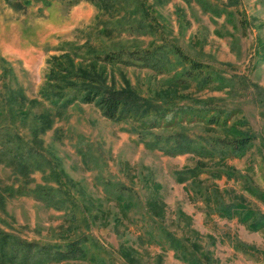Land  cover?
<instances>
[{
  "label": "rangeland",
  "instance_id": "obj_1",
  "mask_svg": "<svg viewBox=\"0 0 264 264\" xmlns=\"http://www.w3.org/2000/svg\"><path fill=\"white\" fill-rule=\"evenodd\" d=\"M154 47L168 53L164 63L130 61L131 52ZM120 52L123 62H105ZM190 61L206 68L211 84L180 76ZM68 68L129 87L162 109L209 103L229 120L225 128L162 121L147 131L131 119L111 121L81 100L61 108L50 99L72 93L50 74ZM18 93L25 115L8 102ZM0 111V135L7 131L20 147L35 149L28 175L0 164L1 232L41 245L88 239V257L60 264H187L165 232L197 244L211 264H264V230L250 231L206 204L218 194L264 215V0H116L107 10L85 1L0 0ZM41 116L52 123L37 133ZM174 133L255 138L243 155L225 159L171 156L146 145ZM189 171L197 176L177 181ZM39 191L53 192V203Z\"/></svg>",
  "mask_w": 264,
  "mask_h": 264
},
{
  "label": "trees",
  "instance_id": "obj_2",
  "mask_svg": "<svg viewBox=\"0 0 264 264\" xmlns=\"http://www.w3.org/2000/svg\"><path fill=\"white\" fill-rule=\"evenodd\" d=\"M72 2L85 1L93 4L101 10L111 9L115 6L116 0H71ZM237 0H231V3ZM205 11H216L211 5L200 1ZM213 9V10H212ZM216 13V12H215ZM171 53L175 54L184 63L187 59L182 56L177 48H173ZM168 54V53H167ZM165 50L161 47H154L152 50L145 52L130 53V61L142 62L145 67L155 68L157 65L164 63L167 58ZM105 62L117 63L123 62V53L120 52L115 57L106 55ZM96 60H100L97 56ZM73 67V66H72ZM53 78L59 80L63 88L71 91V95H67L65 91H61L54 95V99H50L54 105L61 108H67L76 100H81L87 105L96 106L103 116L111 121L134 120L140 122L145 130L161 128L162 121L167 126L177 124V122H195L203 126L224 127L227 125L229 115L223 110L213 107L211 104H205L200 107H178L172 103L168 109L158 106L147 98L142 97L138 92L131 88L116 89L102 84L99 79L86 70H71L68 68L67 73L50 74ZM180 76H184L187 80H199L203 85L207 86L212 83V76L206 71V68L200 63L189 62V68L184 70ZM181 77L176 79V83ZM9 103L15 104V108L11 111L16 114H24L21 110L25 97L18 93L16 97H10ZM17 105H19L17 107ZM166 110H168L166 112ZM0 111V119H1ZM171 115V118L169 117ZM42 118L41 127L36 128V132H45L51 127V121L45 116ZM46 118V119H45ZM173 122V123H172ZM172 125V126H173ZM6 130V129H5ZM4 131V130H3ZM15 137L4 131L0 135V164L8 163L18 168L23 174L28 175L31 168L30 160L35 156V149H24L17 144ZM254 136L248 133L237 136L224 137H207L203 139H195L184 133H174L167 136L154 135L153 140L148 141L146 145L150 148L158 149L167 155L175 156L181 154H194L208 158L225 159L229 156H241L251 147ZM37 154V152H36ZM63 174V175H62ZM62 178H65L62 173ZM186 174L196 177L197 171H189L177 174V181L182 183L186 181ZM120 191V190H119ZM255 194V191L252 190ZM40 200L46 205H50L55 200L53 192L49 194L38 192ZM256 195V194H255ZM260 198V197H259ZM119 202L127 199L125 193L120 191L116 197ZM206 204L212 208L221 217L228 219L240 218V223L247 226L250 231L264 230V215H259L248 208L244 207L241 202L226 203L220 195L212 193L206 198ZM149 208V207H148ZM153 209V208H150ZM169 246L175 252L176 257L187 264H211L210 254L200 253V249L195 243H189L184 238H178L170 233H164ZM88 239L76 240L64 245L47 244L41 245L35 242H28L13 235L0 231V264H60L71 260H82L89 256L90 250L87 245ZM241 245V244H239ZM246 253L258 254V250L248 247ZM210 255V256H209Z\"/></svg>",
  "mask_w": 264,
  "mask_h": 264
}]
</instances>
